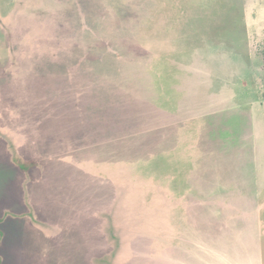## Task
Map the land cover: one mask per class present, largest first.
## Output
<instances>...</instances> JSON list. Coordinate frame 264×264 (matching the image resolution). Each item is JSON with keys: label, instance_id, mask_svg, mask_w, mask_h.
I'll list each match as a JSON object with an SVG mask.
<instances>
[{"label": "rangeland", "instance_id": "rangeland-1", "mask_svg": "<svg viewBox=\"0 0 264 264\" xmlns=\"http://www.w3.org/2000/svg\"><path fill=\"white\" fill-rule=\"evenodd\" d=\"M0 264H264V0H0Z\"/></svg>", "mask_w": 264, "mask_h": 264}, {"label": "trees", "instance_id": "trees-1", "mask_svg": "<svg viewBox=\"0 0 264 264\" xmlns=\"http://www.w3.org/2000/svg\"><path fill=\"white\" fill-rule=\"evenodd\" d=\"M19 165L21 166V168H24L26 165H27V166H28V165L30 166V163H26V164H20V163H19Z\"/></svg>", "mask_w": 264, "mask_h": 264}]
</instances>
